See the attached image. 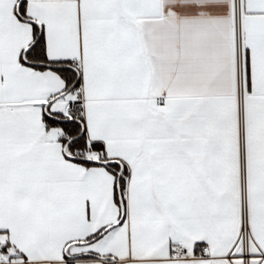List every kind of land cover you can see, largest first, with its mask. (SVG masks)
<instances>
[{"label": "snow or ice", "instance_id": "snow-or-ice-1", "mask_svg": "<svg viewBox=\"0 0 264 264\" xmlns=\"http://www.w3.org/2000/svg\"><path fill=\"white\" fill-rule=\"evenodd\" d=\"M0 264H264V0H0Z\"/></svg>", "mask_w": 264, "mask_h": 264}]
</instances>
